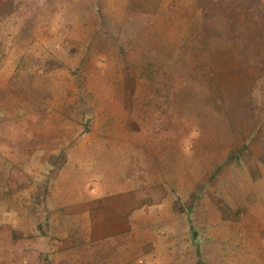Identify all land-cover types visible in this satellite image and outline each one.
<instances>
[{
	"label": "rangeland",
	"instance_id": "374dc122",
	"mask_svg": "<svg viewBox=\"0 0 264 264\" xmlns=\"http://www.w3.org/2000/svg\"><path fill=\"white\" fill-rule=\"evenodd\" d=\"M102 14L115 36L89 38ZM259 115L264 0H0V264H264ZM155 148L172 168L120 230L104 214Z\"/></svg>",
	"mask_w": 264,
	"mask_h": 264
},
{
	"label": "trees",
	"instance_id": "16d2710c",
	"mask_svg": "<svg viewBox=\"0 0 264 264\" xmlns=\"http://www.w3.org/2000/svg\"><path fill=\"white\" fill-rule=\"evenodd\" d=\"M108 20L109 19L104 14H102L101 18L97 17L95 26H92L91 28H89V38L91 37L90 34L91 35H96V34L97 35H102V34H105L106 31H108L111 36H115V33H116L118 27H116V26L112 27L109 24ZM66 28L68 29L66 24H64L63 25V29L60 31V35H63V36L65 35L64 32H65ZM119 51H121V48H119ZM80 68H81V64L78 63V65H76L74 69H71L69 71L70 74L72 75L73 81H74V83L76 85V92L78 93V99H79L78 103H81V107H80L81 129L79 130V132H78V134H77L75 139L80 138L83 135L84 130L88 131V130L91 129V126H92L91 125V118H90L91 112H90L89 108L87 109V105L85 104V100H83L81 92H80V85H79V82L81 81L80 80V75L75 73L76 70L80 69ZM162 89H164L165 92H166L165 97H168L170 95H171L170 98L177 97L179 103L184 104V106L187 107V108L190 107L189 103L192 100L190 101L189 97H185V99H181L179 97L180 92L179 91H174L173 92V89L170 88V86L167 83H165L163 85ZM163 99H165L164 101H162V104L164 103V106L158 108L159 110L166 109V105H167L166 100L169 101V98H163ZM156 111H158V110L156 109ZM159 113L162 114V112H159ZM154 119H155V122L147 127V131H148L147 134H150V137L152 138V140H151L152 142H155L156 140L161 139L160 133H161L162 128H163L162 126L158 125V120L156 119V117H154ZM263 120H264V116L260 117V115H259V120L256 123V126H257L256 128L260 127L258 125ZM169 124H171V122ZM164 129H165V126H164L163 130ZM162 136H163V134H162ZM75 139H73L69 144H66L64 148L67 149V148L70 147V145H75V143H76ZM166 143L167 142H164V144H166ZM183 146H182V150L184 151V147ZM155 149H156L155 150V155L157 156V158L154 160L153 157H150L152 162L155 163L154 167H149L148 165L144 164L143 163L144 158L142 156L134 159V167H135V169H133V172L131 173V176H133V177L130 178L131 179L130 182L128 181V183H131L130 187L133 186V185H147V184H150V182L152 180H154V177H155L153 171L155 172V175H157V177H162L163 173H168L169 169L172 168V166H171L172 162L168 159V156L170 155L169 151L165 150V148L164 149L155 148ZM238 149L240 150L241 147H239ZM137 151H141V149H138ZM145 154H147V152H145ZM231 159H234L235 163H236V166H238L237 157H235L234 155L232 156V154H228L227 156H225L224 162L226 163L228 160H231ZM261 161H264V159L261 160ZM220 165H221L220 162H216L213 165V169L211 170L210 174H212L216 170H218ZM97 186L100 188L101 186H103V183L99 182ZM98 187L96 189V192L98 191V193L95 192L94 193L95 196H97L98 194H101V193L104 192L103 191L104 188H101L102 191H100V193H99V188ZM192 242L195 243L196 240L194 238H192ZM41 253L42 252H37V259H38L37 260V262H38L37 264H41V262H42V260L40 259ZM48 264H50V263H48Z\"/></svg>",
	"mask_w": 264,
	"mask_h": 264
},
{
	"label": "crops",
	"instance_id": "0c3cea01",
	"mask_svg": "<svg viewBox=\"0 0 264 264\" xmlns=\"http://www.w3.org/2000/svg\"><path fill=\"white\" fill-rule=\"evenodd\" d=\"M165 179V176L164 174H162V177H157V178H154V180H150V184H147V185H133L131 186L127 191H131L132 193L130 194H127V196H121V197H125V198H128L130 200H128V206H126V204H124L126 207H117L115 209H113L112 212H108L107 214H104V216H107L106 218L110 221H116L118 218H119V222H120V225H121V228L120 230H126L128 228H130L129 224L131 223L130 221L133 219V218H136L137 215H140V213H142L143 210H145L147 207H146V203L144 205H142V201L143 200H146V199H150V204H152L151 200L153 198V193L155 192V189H154V186L156 184H160L161 182H163ZM159 186V185H158ZM117 205V203H116ZM129 216V217H128ZM130 219V220H129ZM128 220L130 223H128ZM134 221V220H132ZM136 221V220H135ZM116 223V222H115ZM118 224V223H116ZM134 222H132L133 224ZM136 223V222H135ZM93 225V223H92ZM92 225L90 227V229L88 230L87 227H85L84 231L86 232L87 235H92V230L94 229V225H93V228H92ZM128 225V226H127ZM125 227H127L126 229H124ZM105 227H103L104 229ZM113 228H116L111 226L110 230L113 229ZM103 238L102 235L98 236L97 238ZM39 252V251H37Z\"/></svg>",
	"mask_w": 264,
	"mask_h": 264
}]
</instances>
